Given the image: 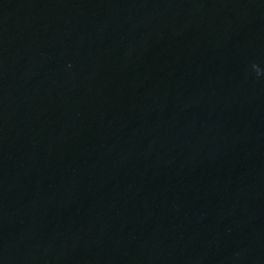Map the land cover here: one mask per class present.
Segmentation results:
<instances>
[{
    "label": "water",
    "instance_id": "water-1",
    "mask_svg": "<svg viewBox=\"0 0 264 264\" xmlns=\"http://www.w3.org/2000/svg\"><path fill=\"white\" fill-rule=\"evenodd\" d=\"M0 264H264V0H0Z\"/></svg>",
    "mask_w": 264,
    "mask_h": 264
},
{
    "label": "clouds",
    "instance_id": "clouds-1",
    "mask_svg": "<svg viewBox=\"0 0 264 264\" xmlns=\"http://www.w3.org/2000/svg\"><path fill=\"white\" fill-rule=\"evenodd\" d=\"M253 67H255V66H253Z\"/></svg>",
    "mask_w": 264,
    "mask_h": 264
}]
</instances>
